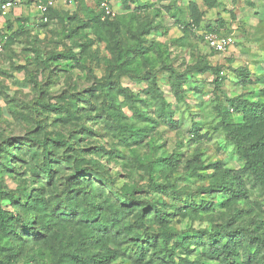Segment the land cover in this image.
Returning <instances> with one entry per match:
<instances>
[{"label": "rangeland", "instance_id": "1", "mask_svg": "<svg viewBox=\"0 0 264 264\" xmlns=\"http://www.w3.org/2000/svg\"><path fill=\"white\" fill-rule=\"evenodd\" d=\"M30 1L18 0L6 14H0V125L15 124V131L24 133L0 136L1 205H10L6 194L2 196L4 193H12L19 201L25 200L24 196L30 192H39L44 197L49 191L56 192L46 200L68 197L72 179L83 183L88 177L95 186L103 187L104 182L92 180L90 170L97 169L108 182H118V188L106 189L110 202L114 203L113 193L124 185L132 186L136 189L137 208L147 215L150 203L161 199L164 205L169 204L167 196L149 190L152 178L160 185L172 183L176 191L184 193V198L200 204L209 200L201 191L208 183L191 176L188 165L202 161L206 165L222 162L227 168L240 167L233 146L219 126L222 117L218 108L228 106V99H254L255 93L264 90V0H217V8L211 10L203 0H135L145 10L134 18L137 4L135 7L130 4L127 9L122 0H56L46 23L41 22L38 10L44 0ZM99 3H105L110 19L120 23V32L110 29L104 38H99L91 30L80 28V22L86 19L84 6L97 11L101 8ZM192 3L203 14V21L200 27L189 30L184 23L190 19ZM144 25L150 26L149 34H143ZM209 25L220 35H233L234 45L224 53L211 49L203 38ZM135 39H141L147 49L144 53L136 52L130 64L126 53L134 51ZM63 55L75 58L66 59ZM204 64L225 68L222 74L226 80L220 88L212 71L196 72ZM241 68L250 73L253 84L240 82L236 71ZM174 77H178L179 81L175 79L180 86H174ZM148 88L150 93L146 92ZM160 95L174 111L175 127L156 118ZM131 106L148 112L156 123L141 120ZM33 123L34 127H26ZM123 123L145 128V137L126 146L124 136L116 129ZM194 123L201 135L196 143L190 136ZM57 135H62L70 148L58 145L55 155L49 157L53 179L35 177L30 168L41 157L38 152L36 155L30 152L33 140L43 137L49 142ZM8 149L13 154L7 153ZM61 152L64 154L60 155ZM67 155L89 171L76 172L65 158ZM163 155H181L179 164L174 170L155 175L148 165ZM11 156L13 169L8 166ZM61 173L70 174L64 177ZM59 180L68 186L66 195L56 191L58 186H64L59 185ZM250 193V203H239L230 210L216 205L214 212L197 219L176 216L168 229L183 237L204 229L214 232L226 225L258 231L255 225H250L251 220L263 221L264 229V198L256 191ZM213 201L220 203L222 199L214 197ZM182 203L174 204L181 207ZM62 207L52 208L59 212ZM237 209L249 213L234 222ZM14 210H19L23 219L31 216L21 209ZM138 212L119 215L116 231L123 234L124 255L112 264H138L131 251L136 244L146 245L149 237H155L163 248L159 239L162 229L147 220L149 216H144L141 222ZM75 230L72 224H54L44 231V236L54 232L69 236ZM19 233L23 238L19 242L11 232L7 233L11 250L0 252V261L54 264L55 250L31 240L34 236ZM134 234H140L142 241H135ZM13 254L15 259H6Z\"/></svg>", "mask_w": 264, "mask_h": 264}, {"label": "trees", "instance_id": "2", "mask_svg": "<svg viewBox=\"0 0 264 264\" xmlns=\"http://www.w3.org/2000/svg\"><path fill=\"white\" fill-rule=\"evenodd\" d=\"M17 1L3 0L0 3V14L2 13L1 7L3 4L10 2L15 5ZM122 1L127 9L131 8L130 4H137L133 10L134 15L132 18L143 14L145 9L140 7V4L135 0ZM29 2L32 1L29 0ZM203 2L210 10L217 8L219 4L217 0H203ZM100 5L101 3H99V7ZM189 8L190 19L184 23V26L189 30H193V28L200 27L203 14L196 4L192 3ZM51 10L48 11L47 17H49ZM84 13L86 19L80 22V28L91 30L99 38H104L105 32L110 29L117 33L121 30L120 23L111 20L105 10L95 11L93 8L84 6ZM40 19L42 20V18ZM219 25L221 27L224 25L222 19H220ZM143 28V34L150 33V26L144 25ZM207 30L208 32L204 33L203 38L208 33L219 34V31L211 25L207 27ZM219 36H230V34H219ZM134 42V51L126 53L129 55L130 64H132L136 52L144 53V50L147 49L142 45L141 39H135ZM63 58L74 59L75 56L63 55ZM224 69L223 66L210 67L204 64L197 68L196 72L212 71L216 76L215 83L220 88L226 80V77L222 74ZM236 72L243 85L253 84L251 75L246 69L241 68ZM175 78L178 80V77H174V86H180ZM121 89H124V87H121ZM150 90L148 88L146 92L150 93ZM122 93L118 92V94ZM160 96L159 101L161 104L159 110L156 111V118H162L164 122H169L171 127H175L177 123L174 121V111L163 95ZM131 107L135 108L134 113L141 120L156 123L155 119L148 117V112L141 110L139 106ZM218 111L222 117L219 126L227 141L233 146L240 167L237 169L227 168L222 162L206 165L202 161H196V163L188 165L187 168L191 176L195 175L201 182L208 183V186L203 187L201 191L207 194L209 200L196 204L190 198H184V193L176 191L172 183L160 185L156 183L155 178H152L153 183L149 190L167 196L169 204L164 205L163 200H156L149 204V213L147 211V215H145L143 209L137 208L136 189L134 187L124 185L121 190L113 193L111 198L116 203L114 205L110 202L106 189L116 188L118 182L110 181V183L104 178L100 170H90L92 180L97 179L104 182L103 187L95 186L88 177L83 183L79 182V179H72L67 191L68 197L63 200L57 197L46 200L39 192L28 193L24 196L25 200L23 201H19L12 193L2 194V196L6 194V199H8L10 205L0 204V252L11 250L9 249L10 241L6 240L8 232H11L18 242L23 240L19 233L23 232L26 236H34L31 240L48 245L52 250H55L57 255L54 258V264H112L124 255L121 252L123 234L116 231V222L119 221V215L139 211L138 219L141 222L144 221V216H149L147 220H152L162 229L163 232L160 233L159 239L163 243V248L159 247L155 237H149L145 242L146 245L136 244L135 249L131 251V255L138 264H264L263 221H250V225H255L258 231H253L250 227L232 229L229 225H226L214 232L204 229L192 231L191 234L183 237L172 233L168 229L171 219L176 216L197 219L201 215L214 212L216 205H219L222 209L230 210L239 203H250L251 190L256 191L261 198H264V90L255 93L254 99L243 97L228 99V106L218 108ZM116 129L124 136L126 146L138 143L146 135L145 128H135L132 124H118ZM190 136L195 143L201 136L195 123L192 125ZM65 143L62 135H57L55 139H51L49 142L47 140L42 142L41 140H33L34 145H32L30 152L34 155L38 152L41 157V161L30 168L35 177L43 176L48 180L53 179L54 172L48 159L55 155V149L58 145H66V148H70V145ZM7 153L13 154L10 149L7 150ZM166 156L163 155L149 163L148 167L153 174L156 175L160 171L174 170L178 166L181 155L176 157ZM12 157H8L9 169H13ZM65 158L68 159L70 164H73V169L76 172L89 171L81 168V165L77 164L74 161L75 158L70 155ZM86 176H89V174L87 173ZM70 180L69 178L68 181ZM33 182L35 180L32 181L30 191L33 190ZM85 187L88 191H84ZM89 196L92 197L93 201L98 200L99 203H90L83 212L79 210V206H74L73 202L77 198ZM214 197H219L222 201L216 203L213 201ZM100 199H102V203H100ZM52 201L56 202L55 206H63L59 212H56L54 208L50 212L48 211ZM178 201L183 202L181 207L174 204ZM105 205L106 209L103 208ZM164 206L166 207L164 208ZM14 208L21 209L22 212L31 215L36 212L44 213L45 225L40 230L39 228L36 229L35 225L38 223L36 219H29V217L23 219L19 210H14ZM248 213L246 210L237 209L233 221L240 220ZM62 223L74 225L76 227L75 232H72L73 234L69 236L56 232L48 237L44 236V231L48 230L50 226ZM133 236L135 241H142L140 240V234H134ZM15 256L16 254L9 255L6 259H15ZM241 257L242 259L239 260ZM0 264L10 263L6 260L0 261Z\"/></svg>", "mask_w": 264, "mask_h": 264}, {"label": "clouds", "instance_id": "3", "mask_svg": "<svg viewBox=\"0 0 264 264\" xmlns=\"http://www.w3.org/2000/svg\"><path fill=\"white\" fill-rule=\"evenodd\" d=\"M133 7H135V4L132 5ZM105 10L104 9V6L101 5V8L98 10ZM35 126V123L31 124V125H26V127L28 128H31V127H34ZM15 128H16V125L15 124H12L11 127H9V125L7 123H3L2 125H0V136H2L3 138H6L8 135H23V131H20V132H17L15 131ZM41 142L43 141V137L40 138ZM86 145H81V147H84ZM64 153L61 152L60 155H63ZM70 173H61L62 176L64 177H67V175H69ZM59 185H64V181L63 180H59ZM37 187H42V185H37ZM68 186L67 185H64L63 187H59L56 189V191L58 192H61V193H65V188H67ZM83 187V186H82ZM70 190V189H69ZM84 191H88V189L85 187L84 188ZM56 192L55 191H49L46 193V196L44 197V199H49V197L55 195ZM66 195V193H65ZM64 197L62 196L61 197V200H63ZM55 201H52L49 205V208H48V211L50 212L51 211V208L55 206ZM90 203H99L98 200L96 201H93L92 200V197L89 196V197H80V198H77L73 204L74 206H79V210L80 211H85L88 207V205ZM44 216L45 214L44 213H41V212H36L34 214H32L29 219H36L38 221L37 223V228H42L46 221L44 219Z\"/></svg>", "mask_w": 264, "mask_h": 264}, {"label": "built area", "instance_id": "4", "mask_svg": "<svg viewBox=\"0 0 264 264\" xmlns=\"http://www.w3.org/2000/svg\"><path fill=\"white\" fill-rule=\"evenodd\" d=\"M55 1L56 0H45L44 2H40L38 5V10L41 14V22H47L48 17L47 13L50 9H53L55 7ZM66 2H72L74 0H62ZM104 6V9L106 11V14L110 16V11L109 9L106 8L105 3H102ZM12 4L10 2H6L5 4L2 5L1 10L3 14H6V12L11 8ZM205 41L207 45L213 49L217 53H224L226 52L229 48H231L234 45V37L233 35L230 36H219L217 34H212L208 33L205 35Z\"/></svg>", "mask_w": 264, "mask_h": 264}]
</instances>
